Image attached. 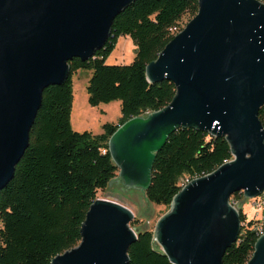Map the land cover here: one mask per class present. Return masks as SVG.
Returning <instances> with one entry per match:
<instances>
[{"label": "water", "instance_id": "1", "mask_svg": "<svg viewBox=\"0 0 264 264\" xmlns=\"http://www.w3.org/2000/svg\"><path fill=\"white\" fill-rule=\"evenodd\" d=\"M134 0H0V189L11 180L28 145L43 89L61 84L68 61L90 58L113 18ZM150 82L171 81L170 102L118 125L108 151L113 181L143 193L155 153L178 127L224 136L232 159L186 182L158 218L154 240L171 264H222L241 229L242 202L264 190V2L198 0L196 14L145 66ZM146 200V198H145ZM122 204L96 198L80 241L51 264H128L137 228ZM246 264H264V233Z\"/></svg>", "mask_w": 264, "mask_h": 264}, {"label": "trees", "instance_id": "2", "mask_svg": "<svg viewBox=\"0 0 264 264\" xmlns=\"http://www.w3.org/2000/svg\"><path fill=\"white\" fill-rule=\"evenodd\" d=\"M264 2V0H259ZM198 0H134L114 18L103 46L87 60L71 58L69 75L61 84L43 89L28 134V145L15 165L13 177L0 189V264H51V259L76 246L80 227L98 190L120 186L113 181L118 168L108 151V139L117 126L166 106L175 94L169 80L150 82L145 66L181 30L183 15L196 14ZM129 36L135 53L129 64H107L119 36ZM90 69L86 86L91 106L120 101V117L106 122L102 132L72 129V75ZM264 126V104L258 110ZM232 159L224 136L191 127H178L155 153L151 180L144 197L169 208L173 196L187 181L212 172ZM243 201L240 192L230 196ZM240 221L244 220L239 211ZM251 222L243 225L226 248L222 264H246L256 236ZM137 228L128 247V264H171L154 240V232Z\"/></svg>", "mask_w": 264, "mask_h": 264}, {"label": "rangeland", "instance_id": "3", "mask_svg": "<svg viewBox=\"0 0 264 264\" xmlns=\"http://www.w3.org/2000/svg\"><path fill=\"white\" fill-rule=\"evenodd\" d=\"M191 19V16L185 14L179 21V27L182 29ZM135 45L132 39L125 35L119 36L114 49L106 57L107 64H129L134 57ZM91 75L90 69L80 68L72 75V109L70 122L73 130L82 132L90 131L93 134L102 132V125L106 122H116L120 117V101L113 100L108 103H100L91 106L87 102L86 86ZM119 171V170H118ZM117 171V175H118ZM117 177V176H116ZM187 179H181L183 184ZM96 198L115 201L132 212L130 222L132 227H144L154 232L156 221L165 214L169 208L165 205H157L145 200L144 194L139 189H127L120 186L109 187L105 190H98ZM251 201L246 199L242 203V211L250 220L253 215ZM129 222V223H130ZM130 226V225H129Z\"/></svg>", "mask_w": 264, "mask_h": 264}, {"label": "built area", "instance_id": "4", "mask_svg": "<svg viewBox=\"0 0 264 264\" xmlns=\"http://www.w3.org/2000/svg\"><path fill=\"white\" fill-rule=\"evenodd\" d=\"M185 183L181 185H184ZM240 194L243 197L242 192ZM247 199L251 201V207L253 208L254 212L250 220H248L246 214L243 213L244 220L241 221V226L247 225L251 222V230L253 231L254 235H261L264 233V190H262L258 195ZM243 200L246 201L244 197ZM230 203L231 205L236 206L239 202L238 199L232 198ZM240 211L243 212L242 209Z\"/></svg>", "mask_w": 264, "mask_h": 264}, {"label": "bare ground", "instance_id": "5", "mask_svg": "<svg viewBox=\"0 0 264 264\" xmlns=\"http://www.w3.org/2000/svg\"><path fill=\"white\" fill-rule=\"evenodd\" d=\"M187 182H188V181H187ZM182 186H183V185H182ZM240 193H241V192H240ZM259 236H260V235L256 236V238L259 237Z\"/></svg>", "mask_w": 264, "mask_h": 264}]
</instances>
